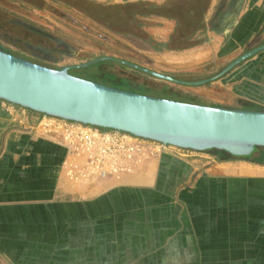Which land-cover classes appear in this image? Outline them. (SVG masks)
I'll use <instances>...</instances> for the list:
<instances>
[{"label": "crops", "instance_id": "1", "mask_svg": "<svg viewBox=\"0 0 264 264\" xmlns=\"http://www.w3.org/2000/svg\"><path fill=\"white\" fill-rule=\"evenodd\" d=\"M87 1L131 3L132 50L180 56L186 71L209 63L222 71L264 45V0ZM211 83L200 96L264 106V49ZM39 118L0 99V264H161L162 248L184 227L174 195L150 176L109 179L97 191L71 184L62 172L66 148L31 128Z\"/></svg>", "mask_w": 264, "mask_h": 264}, {"label": "rangeland", "instance_id": "2", "mask_svg": "<svg viewBox=\"0 0 264 264\" xmlns=\"http://www.w3.org/2000/svg\"><path fill=\"white\" fill-rule=\"evenodd\" d=\"M128 4L0 0V45L48 67L92 62L70 72L134 92L203 104L217 101L229 108H264L240 98L228 101L230 98L200 96L212 81L179 84L119 61L187 82L211 78L221 71V64L214 63L194 65L197 69L186 71L178 69L180 56L154 57L133 51L131 38L125 35L138 27L131 17L134 9ZM191 151L168 149L150 155L128 175L144 179L150 176L154 186L174 195L180 203L184 227L162 248L161 264H264V166L243 159L219 161L211 153ZM108 181L99 188H109Z\"/></svg>", "mask_w": 264, "mask_h": 264}, {"label": "water", "instance_id": "3", "mask_svg": "<svg viewBox=\"0 0 264 264\" xmlns=\"http://www.w3.org/2000/svg\"><path fill=\"white\" fill-rule=\"evenodd\" d=\"M262 49L264 45L240 56L216 76L194 82L119 61L157 78L179 84L202 85L224 75ZM91 63L52 68L0 49V99L46 115L123 130L195 151L215 148L239 156L250 154L257 146H264V110L229 108L149 95L85 79L70 72L72 68Z\"/></svg>", "mask_w": 264, "mask_h": 264}, {"label": "built area", "instance_id": "4", "mask_svg": "<svg viewBox=\"0 0 264 264\" xmlns=\"http://www.w3.org/2000/svg\"><path fill=\"white\" fill-rule=\"evenodd\" d=\"M37 113L40 118L32 130L66 148L63 175L68 182L86 191L102 187L109 179L132 175L150 155H159L168 149L192 150L123 130Z\"/></svg>", "mask_w": 264, "mask_h": 264}, {"label": "trees", "instance_id": "5", "mask_svg": "<svg viewBox=\"0 0 264 264\" xmlns=\"http://www.w3.org/2000/svg\"><path fill=\"white\" fill-rule=\"evenodd\" d=\"M128 5H132L131 3H129ZM126 6V5H124ZM0 49L5 50L9 53H12V51L8 48H5L4 46L0 45ZM26 58V57H24ZM28 59V58H27ZM50 67V66H49ZM52 68H60V67H52ZM116 87V86H114ZM123 89V88H122ZM264 150V146H257L255 147V149L248 155H233L225 150H220V149H208V150H204L203 152H208L211 153L215 156V158L219 161H229V160H237V159H243L252 163H256V164H264V159H259L256 158V155L261 151Z\"/></svg>", "mask_w": 264, "mask_h": 264}]
</instances>
